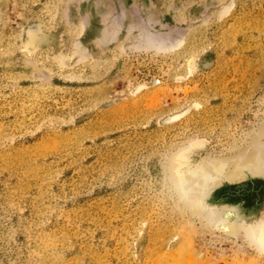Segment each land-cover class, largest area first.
<instances>
[{
	"label": "rangeland",
	"instance_id": "374dc122",
	"mask_svg": "<svg viewBox=\"0 0 264 264\" xmlns=\"http://www.w3.org/2000/svg\"><path fill=\"white\" fill-rule=\"evenodd\" d=\"M263 127L264 0H0V264H264Z\"/></svg>",
	"mask_w": 264,
	"mask_h": 264
},
{
	"label": "bare ground",
	"instance_id": "6f19581e",
	"mask_svg": "<svg viewBox=\"0 0 264 264\" xmlns=\"http://www.w3.org/2000/svg\"><path fill=\"white\" fill-rule=\"evenodd\" d=\"M264 128V127H263ZM262 128V129H263ZM260 137V136H259ZM262 137V136H261ZM260 137V139H261ZM251 145V144H250ZM255 146V145H254ZM248 147H251L252 149V146H248ZM248 149V148H247ZM253 154L251 155V157L244 163L243 166L249 168V169H252L253 171L255 170H263L264 171V147H261L260 150L257 149L256 151L253 149ZM180 160V158H179ZM178 160V162H179ZM181 163H185V159L183 162ZM177 166H178V163H177ZM242 166V167H243ZM250 166V167H249ZM244 167V168H245ZM174 168H176V165L174 166ZM218 165L217 164H212L210 167L209 166H206V167H203L201 169H197L196 171H192L190 172L189 174H187L186 176H180L179 179L181 181V183L183 184V189L187 190L189 189V191H191V194H187L185 195V198L187 200H192L191 203H194L195 199H191V195L195 194V191L196 193L199 195V196H202L206 190L208 189L207 186H206V180H210V177H211V171L214 170V171H217L219 172V169H218ZM222 169V168H221ZM244 173V172H243ZM252 173V172H251ZM255 174H259V173H255ZM241 175V174H239ZM243 176L245 178V175H242V178L241 180L243 179ZM235 177H238V174L235 173V175H232L230 176L229 178L232 180L233 178L235 179ZM229 179V180H230ZM239 180V178H238ZM240 180V181H241ZM206 181V182H205ZM209 183V182H208ZM199 198V197H198ZM201 199V198H200ZM199 199V200H200ZM186 201V200H185ZM188 202V201H187ZM186 202V203H187ZM188 207L191 209L190 212L192 213V215L194 216H197V217H201L202 216V212L199 211L198 207L195 206H191L190 203H187ZM194 205H196V203H194ZM197 207V209H196ZM227 212V210H225ZM224 210L222 212H225ZM218 213V212H217ZM226 215L224 214V217ZM223 216L218 214V216H215L214 219H211L209 222H210V225L212 228L214 229H225L229 234H233V233H230L231 229L228 230V228L230 227L229 225H226L227 223H223ZM226 218V217H225ZM227 219V218H226ZM208 220V219H207ZM225 220V219H224ZM227 220H225L226 222ZM234 223V222H233ZM228 228H226V226ZM231 225V224H230ZM233 227V225H232ZM237 228V227H236ZM263 228H264V225H263ZM263 228L261 229V233H260V236H261V240H263L262 242H253V246H255L256 250L260 253V254H263L264 253V230ZM233 229V228H232ZM233 231V230H232ZM237 231V230H236ZM234 236V235H233ZM260 239V237H259Z\"/></svg>",
	"mask_w": 264,
	"mask_h": 264
},
{
	"label": "water",
	"instance_id": "95a60500",
	"mask_svg": "<svg viewBox=\"0 0 264 264\" xmlns=\"http://www.w3.org/2000/svg\"><path fill=\"white\" fill-rule=\"evenodd\" d=\"M261 147H264V134L262 135V138L259 142H257V144H255V146H253V149L256 151L257 149L260 150ZM252 151V149H251ZM249 156H245L242 158V161L247 159ZM253 173H259V174H262L264 171L263 170H255V171H252ZM205 196V195H203Z\"/></svg>",
	"mask_w": 264,
	"mask_h": 264
}]
</instances>
